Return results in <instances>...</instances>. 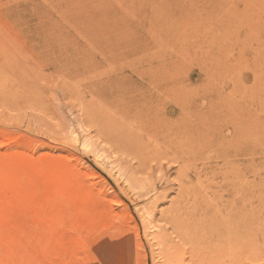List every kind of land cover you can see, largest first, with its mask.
Returning <instances> with one entry per match:
<instances>
[{
    "label": "rangeland",
    "instance_id": "1",
    "mask_svg": "<svg viewBox=\"0 0 264 264\" xmlns=\"http://www.w3.org/2000/svg\"><path fill=\"white\" fill-rule=\"evenodd\" d=\"M246 107L261 153L264 0H0V264H165L154 235L178 241L161 217L176 185L190 207L213 184L163 161L156 181L112 125L161 143L216 112L226 135ZM255 173L251 264H264V161Z\"/></svg>",
    "mask_w": 264,
    "mask_h": 264
},
{
    "label": "bare ground",
    "instance_id": "2",
    "mask_svg": "<svg viewBox=\"0 0 264 264\" xmlns=\"http://www.w3.org/2000/svg\"><path fill=\"white\" fill-rule=\"evenodd\" d=\"M246 109L247 111H249V114H247L245 118L244 117L241 118L240 116L239 118H237L238 115L236 114L235 118L237 121L235 124H232L231 127L232 130L226 135H225V131L230 130V128H228L229 125L222 126L221 123L223 122V120L221 121V118L218 117L216 112H210L211 115H208L210 117L207 119L205 118L207 116H204V114L197 113L200 117H198V115L195 114L196 117L193 120L191 119L192 121L194 120L195 122L200 121L202 115L206 120H204L205 121L204 123L202 121L198 123L194 122L195 125L192 124L193 123L192 122L191 127H193L194 125V128H192V132L195 130H199L201 128L203 129V131L199 130V132H193V136H191L189 135V133L183 132V130L184 131L187 130L186 128L183 130L179 129L182 131L179 132L177 135L176 133L175 135H173L174 132H176L173 129L174 132L170 130L173 133V134L170 133V135L172 134L173 137L172 138L164 137L163 142L161 141V143L159 142V136L156 140L155 135L149 136L151 134L150 133L147 137L145 135L147 141L145 140L143 141V139H141L143 138L141 137L142 135L140 136L141 133H138L139 134L138 136L140 137L132 135V132L129 131L128 132L131 134H127L125 131H123L125 130V128H123V130H118L116 129V127H118L117 123L113 124L114 121L112 122L113 125L112 124L111 125L112 127H115V130L111 129V131L112 134L113 132H117L114 133V137L116 134L117 137L115 138V141L119 145L118 147V145L115 142H112L113 144L117 145V146L114 145L116 149L121 148V150H119L120 152L123 151L122 149H125V151L127 150L131 152L134 156L137 155L135 154V151L139 152L138 155L140 157V161L138 155L136 157V160L138 158L140 169L144 172L149 171L151 175L154 173H158L159 174L158 176L155 175L156 181H164V177L166 176L164 167L161 164V162L163 161V162H167L168 164L177 163V166L180 171L179 177L181 178V180L193 179L194 180L193 182L196 183V184L194 183L195 186L197 187L196 189H198V187L202 185L204 180H205L204 182H206V185L208 184L206 180L211 181L210 183L213 184L210 185L209 183V185L213 187L212 197L210 199H205V197H203L205 200H203L202 202L200 201L201 203L196 201V198L199 197H194L192 200L193 203L191 204L190 207H188L187 204L188 193L186 192L185 187L179 182L178 185L175 184L176 187L178 186V198L175 201H172L171 207L169 208L170 210L167 213L164 211H163L164 213L163 212L161 213L162 215L161 217L165 219L168 224L170 222L171 229L173 231V233L171 231L170 234L176 235L178 241L176 239H175L176 242L172 241L171 237L167 236V234L165 233L166 231L164 228L163 229L160 228L161 231L159 233H156L157 235H154L155 239L158 241L159 247H161L163 252V256H164L163 263L182 264L186 261L188 262V264H251L253 263L254 252L250 244L251 228H252V211H253L252 209L253 181L251 179L254 178V175L256 173L258 174V172L255 173L257 164H260L264 161V150L261 153H259V151L257 152L254 146L255 138L252 130L253 129L252 116L250 114L249 108L246 107ZM149 116L150 115H148V117ZM191 116L189 118H192ZM160 121H162V119ZM149 126L151 125L149 124ZM180 126L182 127L183 125ZM168 127L170 128V126ZM183 127H185V125ZM176 129L177 128H175V130ZM160 133L161 132H159V134ZM159 134L157 133V135ZM160 135L162 136V134ZM163 136H165V134H163ZM124 152H122V154L126 155V153ZM257 155H261V156L257 158ZM198 162L199 163L201 162V164L198 165ZM213 162L215 163V166H212ZM168 164L166 166H168ZM139 167L137 173L139 171ZM130 170L132 171L133 169L130 168ZM133 174L132 176H136ZM209 175H211L212 180L211 179L209 180L210 177ZM121 177L123 176L121 175ZM147 177L145 179H147ZM149 179H151L150 175H149ZM140 180H144V178ZM140 183H142V181ZM130 186L135 187L134 184H132L131 182H130ZM155 186H154V181L150 183V190L152 189L154 190ZM173 187L169 188V190L172 191L174 189ZM200 189L203 193L205 192L203 187L202 188L200 187L199 190ZM211 189L212 188L210 187V191ZM206 195L209 196V194L207 193ZM165 196L166 195H164V197ZM188 209H189V214H188ZM153 210H154L153 213H155V207ZM188 215H190L193 218L192 220L193 224L188 226H183V224L187 222ZM242 228H244L245 230L244 238L246 243L239 241L241 237V232H244ZM211 230L212 231L215 230L217 234L214 244H211L215 236ZM206 234L209 235L206 237L205 236ZM209 236H212L213 238H208ZM232 239H234L233 245H232ZM183 244H185V246ZM232 246L240 247V249L233 251ZM106 247L107 246H105V248ZM239 252L243 254V259L238 257Z\"/></svg>",
    "mask_w": 264,
    "mask_h": 264
}]
</instances>
